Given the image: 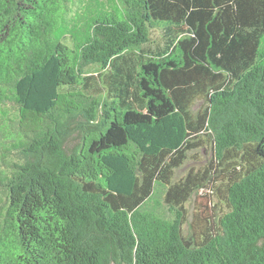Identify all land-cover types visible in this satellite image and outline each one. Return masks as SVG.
Listing matches in <instances>:
<instances>
[{
	"label": "trees",
	"instance_id": "obj_1",
	"mask_svg": "<svg viewBox=\"0 0 264 264\" xmlns=\"http://www.w3.org/2000/svg\"><path fill=\"white\" fill-rule=\"evenodd\" d=\"M0 264H264V0H0Z\"/></svg>",
	"mask_w": 264,
	"mask_h": 264
},
{
	"label": "rangeland",
	"instance_id": "obj_2",
	"mask_svg": "<svg viewBox=\"0 0 264 264\" xmlns=\"http://www.w3.org/2000/svg\"><path fill=\"white\" fill-rule=\"evenodd\" d=\"M79 8L78 3L73 6V15L74 11ZM152 43L149 45L151 50H154L161 46L162 40L160 38V32L154 30L151 32ZM86 74L89 76L88 85L86 91L93 95H102L107 96L110 93L109 91V72L97 71L95 66H89L86 68ZM203 106L202 101L196 100L192 107V112H196L199 108ZM210 164V149L205 146L203 149H198L192 151L188 154L187 160L184 164L175 170L174 181L184 178L190 172L200 173L205 170ZM164 188H158L156 190L155 198L152 204L167 214L166 204L164 202ZM206 191H201L197 195H193L186 203L185 208L188 213V220L191 218L193 213H198L200 216L210 217L211 215H216V213L222 211L223 204L218 200L216 195L205 196ZM213 204H215L213 206ZM168 215V214H167Z\"/></svg>",
	"mask_w": 264,
	"mask_h": 264
}]
</instances>
